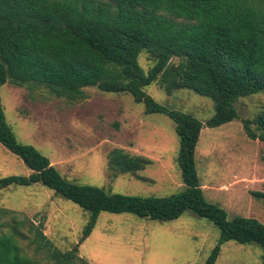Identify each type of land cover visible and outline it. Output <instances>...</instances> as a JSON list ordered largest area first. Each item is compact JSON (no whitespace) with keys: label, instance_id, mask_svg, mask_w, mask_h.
I'll return each mask as SVG.
<instances>
[{"label":"trees","instance_id":"16d2710c","mask_svg":"<svg viewBox=\"0 0 264 264\" xmlns=\"http://www.w3.org/2000/svg\"><path fill=\"white\" fill-rule=\"evenodd\" d=\"M154 64L147 72L139 55ZM179 58L178 63L172 62ZM160 81L171 93L189 88L214 101L206 121L166 106L146 88ZM7 82L35 84L70 100L87 97L88 87L127 93L146 113L168 115L177 125L178 161L186 189L171 196L129 195L67 179L34 145L20 142L9 125L1 97ZM264 95V0H0V143L32 169L29 176L0 178V190L13 184L43 183L90 213L80 241L62 251L44 223L0 207L9 217L0 232V264H33L21 239L46 250L60 264H90L78 255L101 212L133 213L161 222L191 210L220 230L205 264H215L222 244L234 240L264 248V222L254 216L229 218L209 201L199 176L196 148L203 127L239 119L241 98ZM247 136L264 141V101L254 117H241ZM109 162L116 174L136 173L151 159L114 148ZM264 201V192H255ZM264 264V253L262 255Z\"/></svg>","mask_w":264,"mask_h":264},{"label":"rangeland","instance_id":"374dc122","mask_svg":"<svg viewBox=\"0 0 264 264\" xmlns=\"http://www.w3.org/2000/svg\"><path fill=\"white\" fill-rule=\"evenodd\" d=\"M172 62L178 63L179 58ZM139 63L147 72L154 61L143 52ZM86 90L85 99L70 100L44 86L7 82L1 97L17 139L34 145L67 179L143 197L184 191L176 123L164 113H146L145 104L130 94L97 87ZM146 90L158 102L200 120L214 114V101L193 89L167 93L157 81ZM263 101V94L241 98L240 116L254 117ZM241 117L218 127H203L196 148L197 170L206 198L225 208L229 218L254 216L264 222V201L255 195L264 192V141L247 136ZM114 148L146 155L151 163L136 173L116 174L109 162ZM31 174L32 169L0 143V178ZM0 207L43 222L45 233L62 251L80 241L90 217L80 205L43 183L13 184L0 190ZM8 218L0 219V232L8 229L4 224ZM219 237L218 227L191 210L166 222L103 211L78 255L90 264H205ZM19 242L33 264H60L29 240ZM221 247L215 264H262L264 248L258 244L230 240Z\"/></svg>","mask_w":264,"mask_h":264}]
</instances>
